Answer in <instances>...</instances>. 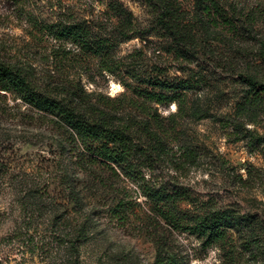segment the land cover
Wrapping results in <instances>:
<instances>
[{"label": "rangeland", "instance_id": "374dc122", "mask_svg": "<svg viewBox=\"0 0 264 264\" xmlns=\"http://www.w3.org/2000/svg\"><path fill=\"white\" fill-rule=\"evenodd\" d=\"M174 1L182 13L193 16L195 0ZM217 1L232 18L235 30L248 40L244 42L247 50L253 38H264V0ZM112 2L132 16L135 31L130 40L115 33L117 24L109 11ZM155 16L148 0H0V59L30 68L39 79L60 75L80 83L97 107L115 109L114 118L121 123L128 119L135 143H139L136 120L141 118L135 107L126 106L131 95L124 85L143 89L156 81L172 85L188 78L199 80L200 85L187 92L188 107L197 103L213 114L229 115L244 90L236 74H254L264 83L263 72L245 64L227 70L224 62L214 63L210 54L183 63L170 38L155 25ZM245 22L250 23L253 35L241 30ZM75 24L112 42V73L100 71L96 58L79 61V66L72 65V60L65 62L58 74L57 54L65 50L74 55L76 50L56 40L46 27ZM214 44L226 52L222 43ZM148 105L155 108L156 118L165 127L160 133L163 153L158 158L152 155L146 163L131 157L130 169L118 172L114 193L95 191L90 180H85L87 189L79 188L87 217L76 214L69 204V228L61 224L58 229L49 213H32L22 205L25 186L49 181L45 193L61 211L67 209L59 168L51 155L58 152L61 137L38 123L20 122L9 130L13 145L5 157L9 171L0 179V264H156L166 259L176 264H264V114L258 115L255 125L244 127L251 133L242 130L235 137L232 127L222 129L211 119L173 117L174 104ZM143 140L140 143L147 146ZM190 151L195 162L188 159ZM160 187L186 194L176 205L184 225L197 215L228 213L231 222L224 239L212 243L162 221L143 195L147 188ZM117 198L132 208L121 220L110 212ZM82 231L85 238L76 241V233ZM66 234L76 242L75 250Z\"/></svg>", "mask_w": 264, "mask_h": 264}, {"label": "trees", "instance_id": "16d2710c", "mask_svg": "<svg viewBox=\"0 0 264 264\" xmlns=\"http://www.w3.org/2000/svg\"><path fill=\"white\" fill-rule=\"evenodd\" d=\"M148 4L155 10V25L170 38L176 55L183 63L191 64L193 59L197 60L202 55L210 54L214 63L224 62L223 66L227 67V70L234 69L238 64H245L258 73H264V38H253L251 49L247 50V44L244 45V42L248 40H243V33L235 30L232 18L228 17L217 0H195V12L192 17L182 13L174 0H148ZM109 9L111 18L117 24L116 35L120 39L130 40L135 31L131 14L119 3L112 2ZM245 23H248L245 30H241L253 35L254 30L250 23ZM46 29L56 40L68 43L76 50L74 55L65 50L57 54L58 74L65 67V62L72 60V65L79 66V61H93L96 58H99L100 71L113 72L115 64L111 58L113 45L110 40L95 36L81 24L53 25L47 26ZM215 42L222 43L226 54L216 49ZM214 55L219 57L215 58ZM236 75L244 90L241 96H237L229 115L217 112L213 114L197 103L188 107L187 92L200 85L199 80L188 78L172 85L165 81H156L150 84L151 88L143 89L124 85L131 95L126 106L135 107L141 118L136 120L138 122L135 125V135L139 143H135L132 142L129 132L131 124L126 123L128 119L121 123L122 120L114 118L115 109L97 107L98 104L91 101L80 83L63 80L60 75L56 78L47 75L46 78L39 79L30 68L0 59V179L8 175V158L5 157L13 146L9 130L20 126L17 123H38V126H45L58 134L61 137L57 141L58 152L51 155L59 168L60 192L65 195L67 209L61 211L54 205L52 197L45 193L51 185L49 181L42 185L33 183L29 188L25 186L22 205L32 213H49L51 222L58 229L61 224L63 228H69L72 212L69 204H73L76 214L87 217L79 188L83 185L87 189L85 180H90L95 191L114 193L115 179H119L118 172L130 169L131 157H137L146 163V159L152 155L158 158L159 154L163 153L164 144L160 133H164L165 127L159 122V118H156L155 108L148 104H174L177 111L173 117L211 119L222 129L232 127L235 137H238L247 124L255 125L258 115L264 114V83H260L254 74L239 72ZM244 131L251 133L249 130ZM142 138L147 142V146L140 143ZM188 159L196 161L192 151L188 153ZM79 176L82 177L81 180ZM143 195L152 204L156 215L166 224L190 231L212 243L224 239L226 228L231 222L228 213L216 211L197 215L184 225L183 218L181 219L176 211L177 203L186 197L180 189L147 188ZM131 211L132 208L127 203L117 198L110 212L113 217L121 220ZM83 232L76 233V241L85 238ZM64 237L69 241L71 250H75L76 242H73L72 235L66 234ZM156 264L176 263L166 259Z\"/></svg>", "mask_w": 264, "mask_h": 264}]
</instances>
